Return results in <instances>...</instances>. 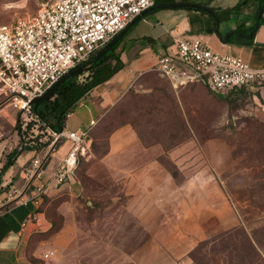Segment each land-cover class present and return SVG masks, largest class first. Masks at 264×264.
I'll list each match as a JSON object with an SVG mask.
<instances>
[{"label":"rangeland","instance_id":"1","mask_svg":"<svg viewBox=\"0 0 264 264\" xmlns=\"http://www.w3.org/2000/svg\"><path fill=\"white\" fill-rule=\"evenodd\" d=\"M40 1L0 0V24L34 13ZM128 89L102 110L91 130L87 154L80 157L71 176L78 183L65 184L69 178L46 185L38 210L49 227L39 237L32 235L28 248L30 251L35 239H43L44 249H53L55 255L46 261L40 258L38 264H264V93L239 88L213 94L197 83L174 90L158 75L141 78ZM77 108L74 104L73 111ZM121 120L138 138L152 142L146 145L139 138L144 147L160 146L157 160L171 173V202L182 210L171 209V224L153 216L140 223L127 209L119 208L129 198L126 179L109 176L100 160L109 149L105 122ZM33 125L32 121L21 132L18 112L0 102V138L8 141L4 154L14 147L11 134L16 133V146L23 137L34 141L48 138ZM46 165L44 161L42 168ZM24 168L23 182L16 185L20 188L29 178ZM36 178V183L42 182ZM8 188L1 186L0 193ZM216 209L222 224L213 214ZM189 210L197 220L187 218L184 212ZM121 213L126 216L119 222ZM65 216L79 219L82 232L75 241L70 237L62 248H56L55 234ZM179 217L183 222L177 221ZM94 220L101 239L112 246L110 257L89 255L87 233Z\"/></svg>","mask_w":264,"mask_h":264},{"label":"crops","instance_id":"2","mask_svg":"<svg viewBox=\"0 0 264 264\" xmlns=\"http://www.w3.org/2000/svg\"><path fill=\"white\" fill-rule=\"evenodd\" d=\"M193 1L209 7L224 9L243 0ZM257 8L256 0H248L241 6L237 15L232 14L228 19L219 21L217 29L213 17L193 9H156L148 12L145 17L143 15L133 31L123 38L117 47V52L123 63L122 68L107 81L97 85L83 96V98L85 97L84 104L78 106L76 112H71L68 118L74 120L72 122L66 120L63 129L74 130L81 126L87 127L90 124H93V127L100 118L103 109L106 110L116 103L142 74L154 70L158 54L174 52L176 39L200 38L219 54L236 55L248 62L250 66L260 67L264 60V22L259 24L256 30L253 29L254 32L251 31L253 34L250 38L242 36L251 33L248 32V28L255 23ZM229 31H237L239 34L232 33L226 42L221 41ZM236 36L250 39V41L237 40ZM245 89L264 93V86L256 84L249 85ZM11 137L13 148L17 149L16 133L11 134ZM60 142L58 149L50 153L48 159L46 158L47 165L41 169L36 178L39 181H45L48 178L64 155L69 141L62 140ZM7 144L6 139L0 138V169L6 155L13 149L4 154ZM26 149L24 153V150L18 151L19 153L14 156L11 165L0 175V189L7 183L15 186L22 184L23 166L34 155H41L44 152L43 149H35L32 146H28ZM160 150L159 145L144 147L132 127L125 124L111 133L108 152L100 160L109 176L126 179L125 193L129 198L126 204H121L119 208L127 209L132 218L136 221L139 220L140 223L144 218L153 216L171 224V209L182 211L173 206L175 205L174 201L171 202V173L163 168L157 160ZM167 154L171 157V150ZM69 183H78V181L74 177H70V181L65 184ZM173 187L180 186L172 185ZM76 189L81 190L77 187ZM181 205L183 206V204ZM5 206L7 207L0 208V264H32L27 257V248L34 240L31 236L46 231L49 222L44 213L31 203L27 205L11 203ZM192 213V210L184 212L185 215H188L189 220L191 218L197 220ZM218 213V209H216L213 214L216 216V220L219 219L222 224V218ZM125 216L121 213L118 217L119 222ZM182 218L179 217L177 221H181ZM172 219L176 221L175 216H172ZM23 223H25L24 226ZM79 225L80 220L75 216L72 217V220L65 216L61 228L55 234V247L62 248L70 237L72 241H75L76 237L79 238L82 232ZM89 226L87 233L89 255L110 257L112 246L101 239L100 233L96 229V220L89 222ZM45 245L43 239H35V244L30 249L31 254L42 258L45 251L53 250L44 249Z\"/></svg>","mask_w":264,"mask_h":264},{"label":"built area","instance_id":"3","mask_svg":"<svg viewBox=\"0 0 264 264\" xmlns=\"http://www.w3.org/2000/svg\"><path fill=\"white\" fill-rule=\"evenodd\" d=\"M154 4L155 0H41L34 13L0 24V102L18 112L21 132L33 121V126L39 125L40 133L45 131L48 136L44 141L21 139L18 151L41 146L44 152L25 164V175L29 178L22 188L9 183L2 186L9 188L0 193V208L11 203L39 207L48 182L61 184L73 176L80 157L89 149V130L93 124L53 131L34 114L33 99L66 71L89 59L135 16ZM154 70L174 90L202 83L211 93L223 94L252 84L264 86V60L260 67H252L239 56L213 51L200 38L176 39L172 54L156 56ZM84 98H79L75 105L82 106ZM62 140L69 141L64 155L48 178L36 183L34 180L47 156ZM54 255L53 250H47L42 259Z\"/></svg>","mask_w":264,"mask_h":264},{"label":"trees","instance_id":"4","mask_svg":"<svg viewBox=\"0 0 264 264\" xmlns=\"http://www.w3.org/2000/svg\"><path fill=\"white\" fill-rule=\"evenodd\" d=\"M173 1L174 0H155V4L169 3V2H173ZM247 1L248 0H243L242 2H238L231 7H227L224 9L213 8V7H211V8L216 12V14L219 18V21H223V20L228 19L230 17V15H232V14L237 15L241 6L243 4H245ZM256 1L258 2V8L256 11V14H257L258 9L262 5L263 1L262 0H256ZM197 11H199L201 13L208 14L207 12L202 11V10H197ZM208 15H210V14H208ZM262 22H264V11L260 17L259 24H261ZM254 27H255V23L248 28V32H251L254 29ZM126 33L97 62L86 66L80 73H78V74L68 78L67 80H65L62 84H60V86L54 91V93L48 99H46L45 101H43L39 104V106L37 107V110H36V112H34V114L37 116V118L40 120V122L44 123L46 126H48L53 131H59V130L63 129L64 123H65L66 118H67V114L69 112L73 111V106H74L75 102L79 98L87 95L97 85H100L103 82L107 81L114 73H116L119 69L122 68L123 63L119 57V53L117 52V47L119 46V44L121 43V41L125 37ZM236 39L241 40L243 42H249L250 41V39L240 38L237 36H236ZM92 56H94V54ZM157 75L160 76L155 70H150V71L142 74L137 79L136 82L140 83L141 78H144V77H150V78L153 77L155 79V78H157ZM80 76L82 77V79H79ZM161 78L165 79L169 83V81L166 78H164V77H161ZM197 84H202V83H197ZM169 85H170V83H169ZM202 85H204L207 88V86L205 84H202ZM238 89L236 88L233 90H238ZM127 92H130V89H128ZM121 102H122V99L117 103L116 106L119 107ZM117 107H115V108H117ZM30 124L28 125V128L30 127ZM124 124H125V121H122V120L118 121V122H112V121L105 122V128H108L109 137L114 130H116L118 127H120ZM93 127H91V129L89 130V140L91 138V130L93 129ZM139 138L146 145H149L152 143V142H147V140H145L142 137H139ZM89 147H90V144H89ZM39 148L40 147H36V149H39ZM19 152L16 148H13L6 155L5 161H4V163L0 169V175H2V173L11 165L14 156L16 154H18ZM107 152H108V150L106 151V153ZM49 156L50 155L47 156V159ZM159 160L161 161L160 157H159ZM6 207L7 206H4L2 208H6ZM35 236L39 237L38 234H36ZM27 257L29 258V260L32 264H38L40 262V258L33 256L31 254V251H29L28 248H27Z\"/></svg>","mask_w":264,"mask_h":264},{"label":"water","instance_id":"5","mask_svg":"<svg viewBox=\"0 0 264 264\" xmlns=\"http://www.w3.org/2000/svg\"><path fill=\"white\" fill-rule=\"evenodd\" d=\"M262 1H263V3L260 6V8L258 9V12L256 14L254 30H256L258 28L259 22H260V17L264 11V0H262ZM160 8H187V9H193V10H202V11L207 12L208 14H210L214 18L216 29H217V26L219 24V18L217 16L216 12L211 7L206 6L204 4L192 3V2H186V1L154 4L153 6L147 8L146 10L142 11L140 14L135 16L132 19V21L129 22V24L124 29H122L118 34H116L105 46H103L96 54H94V56H92L91 58L87 59L86 61H84V62L76 65L75 67L69 69L68 71H66L63 75H61V77L56 82H54L49 88H47V90L41 96L33 99V101H32L33 112H36L39 104L41 102L45 101L46 99H48L54 93V91L60 86V84H62L65 80H67L68 78L80 73L86 66L97 62L103 55H105L113 47V45L127 32V30L135 22H137L143 15H145L147 12H149L151 10L160 9ZM254 30H253V32H254ZM253 32H251L248 35H242V36L246 37V38H250L252 36ZM232 33L239 34L237 31H229L222 37L221 41L226 42L228 36Z\"/></svg>","mask_w":264,"mask_h":264}]
</instances>
